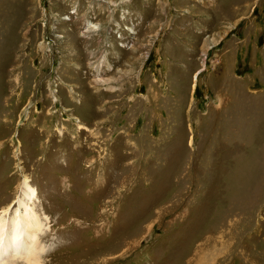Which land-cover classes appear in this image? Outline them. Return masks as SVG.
I'll use <instances>...</instances> for the list:
<instances>
[{
  "label": "rangeland",
  "instance_id": "rangeland-1",
  "mask_svg": "<svg viewBox=\"0 0 264 264\" xmlns=\"http://www.w3.org/2000/svg\"><path fill=\"white\" fill-rule=\"evenodd\" d=\"M25 180L44 264H264V0H0Z\"/></svg>",
  "mask_w": 264,
  "mask_h": 264
},
{
  "label": "bare ground",
  "instance_id": "bare-ground-1",
  "mask_svg": "<svg viewBox=\"0 0 264 264\" xmlns=\"http://www.w3.org/2000/svg\"><path fill=\"white\" fill-rule=\"evenodd\" d=\"M33 192L25 180L19 205L0 211V264H44L42 257L49 248L40 236L46 225L29 204Z\"/></svg>",
  "mask_w": 264,
  "mask_h": 264
}]
</instances>
